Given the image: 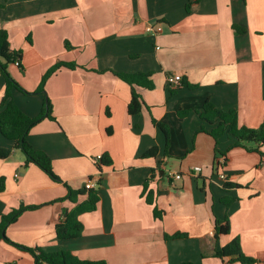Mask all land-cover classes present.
<instances>
[{
  "label": "crops",
  "instance_id": "crops-1",
  "mask_svg": "<svg viewBox=\"0 0 264 264\" xmlns=\"http://www.w3.org/2000/svg\"><path fill=\"white\" fill-rule=\"evenodd\" d=\"M0 29L10 49L22 53L10 75L30 94L13 92L20 110L36 117L44 96L32 94L43 73L58 61L72 62L48 78L45 95L54 120L43 119L27 142L51 159L60 179H50L13 150L0 159V218L20 206L0 241V264H34L15 245L45 252L69 251L106 264H239L215 258L216 248L238 239L241 252L264 264V145L215 142L199 112L205 100L236 110L238 126L258 128L264 118V0H0ZM148 25L161 26L157 35ZM235 28L244 33H237ZM116 73H148L152 89L135 86L143 106L127 112L130 87ZM177 75L194 89L173 88ZM181 82V81H180ZM4 80L0 76V99ZM189 110L180 118V111ZM152 120L165 124L169 142ZM0 147L11 143L0 136ZM157 147L155 157H143ZM111 165L97 170L101 156ZM222 157L223 163L217 164ZM194 167H200L195 172ZM181 175L168 180L166 172ZM17 174V177L15 176ZM224 174L226 179L219 176ZM92 179L95 211L80 215L81 235L60 240L55 225L74 207L67 187L84 189ZM153 194L161 219L141 195ZM225 183L232 184L228 189ZM230 200L226 207L221 199ZM86 197L80 198V202ZM230 230L215 242V220ZM182 234L179 239L165 235Z\"/></svg>",
  "mask_w": 264,
  "mask_h": 264
},
{
  "label": "trees",
  "instance_id": "trees-1",
  "mask_svg": "<svg viewBox=\"0 0 264 264\" xmlns=\"http://www.w3.org/2000/svg\"><path fill=\"white\" fill-rule=\"evenodd\" d=\"M4 5L0 4V9ZM237 33H244L242 29L235 28ZM22 53L20 50L10 49L8 42V33L4 29H0V76L4 80V92L0 99V136L11 143V148L0 147V159H6L10 156L13 150H19L25 157L24 164H35L52 180L59 181L60 179L54 174L51 165V159L43 152L35 150L26 140L29 130L41 120L47 118L54 120L51 116V104L45 95L44 86L50 76L62 68L75 69L78 67L75 63L58 61L49 67L41 76L40 82L32 94H40L44 96L40 113L36 117H29L24 114L20 108L14 103L12 95L13 92H20L24 95L30 94L25 91L19 83L10 75L8 67L11 64L20 65ZM120 80L124 81L130 87V100L127 105V112L130 115H137L141 112L143 101L141 96L136 92L135 86L152 89L153 82L151 74L148 73H116ZM196 85L187 83L184 79L180 84L170 91L174 94L178 89H194ZM190 111H180L178 116L183 118L188 115ZM200 119L211 126L206 130L204 126L200 128V132H206L215 142V151L218 153L217 144L223 135L229 140L233 141L230 148L245 147L246 143H256L257 146L264 145V118L258 128L239 127L236 110L222 111L215 107L210 100H205L202 109L199 112ZM153 124L160 128L165 137V151H167L169 142V131L165 124L152 120ZM158 148L152 147L143 157H155ZM111 165V160L105 155L97 161L96 168L98 171L103 166ZM232 184L225 183L224 188L228 189ZM233 186V185H232ZM4 190V179L0 178V192ZM141 195L145 197L148 205H153L152 215L155 219H161L162 211H159L154 205L153 194L148 190L147 183L143 185ZM86 197L85 200L79 201L80 198ZM66 198L74 205L69 213L65 214L63 220L55 225L56 238L60 240H69L77 238L81 235L82 224L80 222V215L86 212L95 211L99 201L96 189H78L72 190L67 187ZM221 202L228 207L230 200L227 197L221 199ZM37 206H20L18 209L4 214L0 218V241L11 243L5 236L7 226L17 220L24 210H33ZM230 226L227 219L215 220L213 238L217 242L220 237L229 233ZM182 234L165 235V239H179ZM17 248L28 252L34 261V264H106L104 261H90L82 260L69 251L59 250L55 252H45L42 249L35 247L29 248L15 245ZM213 257L223 259L228 258L231 263L239 264H253L254 260L245 256L241 250L238 239H233L225 246L216 248L213 252ZM180 264H193L191 262H182Z\"/></svg>",
  "mask_w": 264,
  "mask_h": 264
},
{
  "label": "built area",
  "instance_id": "built-area-1",
  "mask_svg": "<svg viewBox=\"0 0 264 264\" xmlns=\"http://www.w3.org/2000/svg\"><path fill=\"white\" fill-rule=\"evenodd\" d=\"M145 30H146V33L149 35H157L161 32L162 29H161L160 25H157V26L148 25ZM180 81H181V77L177 76V75H168L166 77V82L168 83V85L172 86L173 88L177 87L180 84ZM222 163H223V158L220 157L217 160V164H222ZM263 165H264V160H263ZM194 171L200 172L201 168L200 167H194ZM15 176L17 177V174ZM166 177L168 180H180L181 179V175L179 173H175L172 171H167ZM219 177L223 180L226 179L224 174H220ZM93 187H94V182L92 179H89L84 185L85 189H91ZM260 264H263V263H260Z\"/></svg>",
  "mask_w": 264,
  "mask_h": 264
},
{
  "label": "rangeland",
  "instance_id": "rangeland-1",
  "mask_svg": "<svg viewBox=\"0 0 264 264\" xmlns=\"http://www.w3.org/2000/svg\"><path fill=\"white\" fill-rule=\"evenodd\" d=\"M246 144H250V143H246ZM19 151V150H18Z\"/></svg>",
  "mask_w": 264,
  "mask_h": 264
}]
</instances>
